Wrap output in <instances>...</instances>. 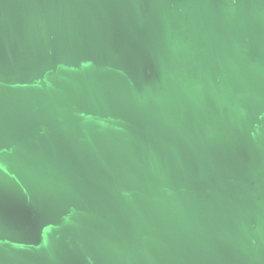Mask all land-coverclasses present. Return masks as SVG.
Segmentation results:
<instances>
[{
  "label": "water",
  "instance_id": "95a60500",
  "mask_svg": "<svg viewBox=\"0 0 264 264\" xmlns=\"http://www.w3.org/2000/svg\"><path fill=\"white\" fill-rule=\"evenodd\" d=\"M0 264H264V0H0Z\"/></svg>",
  "mask_w": 264,
  "mask_h": 264
}]
</instances>
